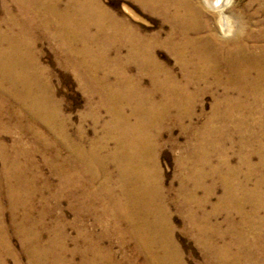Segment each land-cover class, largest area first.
<instances>
[{
  "label": "bare ground",
  "instance_id": "6f19581e",
  "mask_svg": "<svg viewBox=\"0 0 264 264\" xmlns=\"http://www.w3.org/2000/svg\"><path fill=\"white\" fill-rule=\"evenodd\" d=\"M135 1L162 17L164 37L137 33L100 0H1L0 181L12 215L8 225L0 194V264H136L132 244L142 264H184L159 164L161 129L171 122L192 134L176 158L183 175L176 199L205 257L264 264V18L249 29L264 0L234 28L223 12L230 0H204L224 20L219 34L199 0ZM39 29L78 77L93 123L102 110L109 117L104 136L88 140L84 126L69 128L51 70L40 62ZM157 45L174 56L179 74L158 60ZM210 91L212 111L196 127L197 101ZM3 134L13 136L10 143ZM235 138L240 150H229ZM37 154L55 187L48 178L38 182ZM63 199L73 207L71 221Z\"/></svg>",
  "mask_w": 264,
  "mask_h": 264
},
{
  "label": "rangeland",
  "instance_id": "374dc122",
  "mask_svg": "<svg viewBox=\"0 0 264 264\" xmlns=\"http://www.w3.org/2000/svg\"><path fill=\"white\" fill-rule=\"evenodd\" d=\"M12 0H6L8 4H11ZM105 8H107L114 16H116L120 20H124L127 25L132 29L137 31V33L143 36H150L160 32L161 38L165 36L166 31L168 30V25L163 23L162 17L156 13H151L146 10L142 5H140L135 0H100ZM201 7L205 12L206 19H210L213 27L219 32V29H223V19L220 18L219 11L210 9L205 3L204 0H199ZM260 0H230L229 5L224 9V16L227 17L231 23L232 28L243 27L242 19L246 17L247 14L255 12L260 7ZM0 17H3V11L1 9V0H0ZM264 18V14L259 13L254 19L253 24L249 25V29L257 30L262 27V23L259 22ZM38 41H37V51L40 57V62L49 67L51 70V80L53 84V88L56 94V98L61 101L62 105V115L71 117L72 123L69 124V128L71 131H74L75 127L78 125L84 126L87 134L88 140H94L104 136L105 131L103 128V122L108 120L109 117L105 114V111L100 112V116L102 114L101 122L96 125L93 123V119L88 115V102L86 93L82 90L79 85V80L76 74L63 67L60 64L59 60L62 62V58L59 59V53L56 50L55 46H53L46 37H43L42 30H38ZM262 42L264 44V34L261 37ZM155 54L159 61L163 62L166 66L173 69L176 73L179 74V68L176 64L175 58L172 54L168 52V50L162 46L157 45L155 47ZM127 54V50H122V55L125 56ZM135 66L130 67V73H135ZM143 79L144 86H149V80L147 76H144ZM147 85V86H146ZM97 98H95L96 100ZM200 101H197L196 106V117L194 118V125L196 127H200L206 121L207 117L210 115L212 111L213 105V95L212 92L205 93ZM94 100V101H95ZM10 108H14L10 105ZM19 119H22L24 122L27 119L17 115ZM187 123V122H186ZM94 124V125H93ZM36 127L42 129L44 133L50 137L51 133L46 131L44 125L35 122ZM15 136V135H14ZM192 136L188 131H182L179 125L174 122L167 123L165 127L161 129V138H160V146H159V164L162 170V179L164 183V188L167 193L168 204H169V215L171 219V224L173 225V239L175 246H177V251L179 252V256L181 257L184 264H210L209 259L205 257L204 248L200 246L197 241V234L195 231H192L191 225L189 223V219L185 214H183L178 209L177 202V192L179 189L180 181L182 180L181 173L179 170L178 162L176 158L181 150H186V145L188 144L189 138ZM13 138L10 134H3L2 139L6 140L8 143L11 142ZM110 146L113 147V142H110ZM229 150H240V143L238 138H235L232 143L228 145ZM67 153L62 151V156H66ZM36 159L38 165L42 171V177L38 178V182H42L44 178H48L53 187H55L58 179L53 176L51 169L45 165L44 157L41 154L36 155ZM2 168V161L0 158V170ZM114 169V166H112ZM75 195H78L76 189ZM7 193V186L3 181H0V194H1V206L4 210V216L6 217L7 224L9 225V217H11L12 212L10 210V206L8 203V199L5 197ZM46 194V193H45ZM67 194V193H66ZM176 194V195H175ZM220 194V190L217 191V194L212 196L211 204H213L216 200V196ZM47 195V194H46ZM198 195H202V191L198 192ZM37 205H41V202L36 201ZM170 202V203H169ZM62 207L66 211L67 219L71 221L74 218L73 207L69 205L68 200L63 199ZM211 204L205 207V210L209 212L211 210ZM38 205V206H39ZM182 213V214H181ZM186 218V219H185ZM91 219V220H90ZM51 218H48V222H50ZM85 224L88 226H92L94 223L93 218L89 217ZM91 224V225H90ZM184 225V226H183ZM188 227V228H187ZM98 228H96L97 230ZM190 229V231H189ZM69 235L71 237H75L76 232L74 229L69 228ZM99 231V229H98ZM192 233V234H191ZM9 236H12V233H9ZM44 239L47 238V234H43ZM196 238V239H195ZM12 246L13 248L21 252V245L19 239L15 234L12 236ZM197 242V243H196ZM73 246V242L70 241L69 247ZM200 246V247H199ZM114 250L119 252L121 255V250L119 251V247L117 244H114ZM181 250V251H180ZM130 249L126 250L127 254ZM182 252V253H181ZM138 258V260H137ZM132 259H136V264H142L143 258L141 256L135 257L133 252V244H132ZM141 259V260H140ZM207 259V261H206ZM25 263L27 258L24 255L22 258ZM141 261V262H139ZM9 264H12V260L8 259ZM138 262V263H137ZM206 262V263H205Z\"/></svg>",
  "mask_w": 264,
  "mask_h": 264
}]
</instances>
